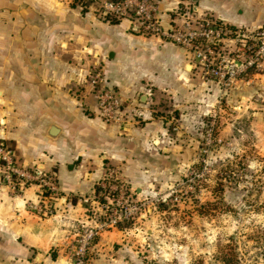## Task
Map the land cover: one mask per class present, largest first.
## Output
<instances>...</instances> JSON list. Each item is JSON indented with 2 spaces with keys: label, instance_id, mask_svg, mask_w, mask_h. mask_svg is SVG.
Instances as JSON below:
<instances>
[{
  "label": "crops",
  "instance_id": "0c3cea01",
  "mask_svg": "<svg viewBox=\"0 0 264 264\" xmlns=\"http://www.w3.org/2000/svg\"><path fill=\"white\" fill-rule=\"evenodd\" d=\"M160 1L163 10L182 2ZM191 4L235 28L264 25V0ZM93 67L122 103L119 123L96 114ZM200 76L185 49L143 37L126 21L103 22L67 0H0V142L18 165L53 173L59 187L55 215L43 218L37 188L12 194L0 180V264H70V228L84 220L80 198L93 194L108 168L137 199L165 180L178 159L163 116L192 118L197 103L218 95L216 83ZM125 238L107 231L95 247L105 251Z\"/></svg>",
  "mask_w": 264,
  "mask_h": 264
},
{
  "label": "rangeland",
  "instance_id": "374dc122",
  "mask_svg": "<svg viewBox=\"0 0 264 264\" xmlns=\"http://www.w3.org/2000/svg\"><path fill=\"white\" fill-rule=\"evenodd\" d=\"M216 86L192 118L163 116L178 162L139 199L146 212L124 241L103 251L97 239L86 264H264V71Z\"/></svg>",
  "mask_w": 264,
  "mask_h": 264
},
{
  "label": "built area",
  "instance_id": "2783aa9c",
  "mask_svg": "<svg viewBox=\"0 0 264 264\" xmlns=\"http://www.w3.org/2000/svg\"><path fill=\"white\" fill-rule=\"evenodd\" d=\"M103 22L126 21L143 37H155L185 49L193 67L204 78L223 89L250 72L264 71V25L255 29L235 28L210 15L193 10L191 2L161 9L160 0H77ZM165 18L167 21L165 22ZM88 85L96 96L97 116L105 123H119L122 103L107 86L100 67L88 74ZM0 180L12 194L27 187L37 188L36 212L43 218L55 215L53 202L59 187L53 173L38 166L17 164L14 150L0 142ZM128 184L117 179L108 168L96 183L90 197H81L84 220L75 221L69 234L70 264H86L88 250L101 235L111 230H125L143 217L147 200L134 199ZM122 228V229H121ZM68 239V238H66Z\"/></svg>",
  "mask_w": 264,
  "mask_h": 264
},
{
  "label": "water",
  "instance_id": "95a60500",
  "mask_svg": "<svg viewBox=\"0 0 264 264\" xmlns=\"http://www.w3.org/2000/svg\"><path fill=\"white\" fill-rule=\"evenodd\" d=\"M170 1H175V0H170ZM187 69H189V68H187ZM56 132H57V130L55 128H53V127L49 130V134L51 136H54L56 134Z\"/></svg>",
  "mask_w": 264,
  "mask_h": 264
},
{
  "label": "trees",
  "instance_id": "16d2710c",
  "mask_svg": "<svg viewBox=\"0 0 264 264\" xmlns=\"http://www.w3.org/2000/svg\"><path fill=\"white\" fill-rule=\"evenodd\" d=\"M113 23H115V22H113ZM263 261H264V255H263ZM226 264H231V263H230V260H227V261H226Z\"/></svg>",
  "mask_w": 264,
  "mask_h": 264
}]
</instances>
